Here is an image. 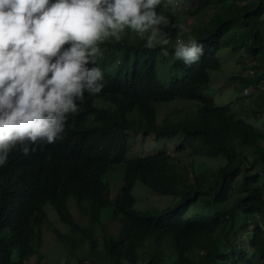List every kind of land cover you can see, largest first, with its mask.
Listing matches in <instances>:
<instances>
[{"label":"trees","instance_id":"trees-1","mask_svg":"<svg viewBox=\"0 0 264 264\" xmlns=\"http://www.w3.org/2000/svg\"><path fill=\"white\" fill-rule=\"evenodd\" d=\"M186 1L193 16L213 11L206 25L183 37L203 43L199 61L186 66L174 58L171 41L167 57L158 43L146 49L138 34L98 42L104 87L85 94L63 141L28 156L12 152L0 167V264H37L29 260L38 254L40 223L50 225L45 205L78 236L50 227L58 240L74 254L87 243L76 264L91 259L97 264H264V121L258 127L230 103L217 105L204 93L209 72L220 68L217 53L234 31L240 42L233 49L244 48L262 69L246 78V85L253 91L264 81V0ZM165 8L162 0L157 11L162 15ZM166 65L170 73L163 76ZM262 97L253 117L259 112L264 117V90ZM174 101L196 106L172 109L159 119V107ZM134 134H181L176 151L189 149L225 163L190 178L165 149L127 158ZM118 165H123L122 184L110 213L118 229L105 236L101 216L110 201L103 176ZM137 180L172 196L174 204L136 210L132 189ZM69 197L89 217L87 226L73 218Z\"/></svg>","mask_w":264,"mask_h":264},{"label":"clouds","instance_id":"clouds-1","mask_svg":"<svg viewBox=\"0 0 264 264\" xmlns=\"http://www.w3.org/2000/svg\"><path fill=\"white\" fill-rule=\"evenodd\" d=\"M161 3L0 0V167L12 152L28 156L63 141L85 94L104 87L98 42L127 27L144 38L146 49L158 43L160 53L169 55L170 22L157 11ZM171 55L190 66L204 55V45L193 37L178 39Z\"/></svg>","mask_w":264,"mask_h":264},{"label":"rangeland","instance_id":"rangeland-1","mask_svg":"<svg viewBox=\"0 0 264 264\" xmlns=\"http://www.w3.org/2000/svg\"><path fill=\"white\" fill-rule=\"evenodd\" d=\"M165 4L166 8L162 16L170 22L166 30L169 32V41L173 43H176L178 39L184 40V36L188 37L193 30L197 29L199 26L202 27L206 25L209 16L213 12L212 10H208L202 16H193L190 14L192 9L189 6L190 3L186 0H177L175 4H169L168 0H165ZM173 25L175 27H173ZM125 36H128L129 39H133L137 36V33L125 27L122 31L117 32L116 35H109L102 42L115 41ZM229 40V44L224 45L217 53L220 61V68L209 72L210 80L204 93L211 95L217 105L230 103L234 110L238 111V113L246 117L247 120L259 127L260 123L264 121V117L261 112L253 117V111L259 110V105L263 100L264 81L260 82L257 90L251 91V86H247L244 80L259 75L262 69L259 61L253 59L244 48L233 49V47L240 42L237 31L233 32ZM167 67L168 65L165 66L164 73H161L163 76H165V73H167L166 75L170 73V71L167 72ZM195 106L196 103L188 101L170 102L159 107L158 118L160 119L172 109L184 112L191 110ZM182 138L183 135L181 134L165 138H155L150 134H134L131 138L132 140L130 141L126 157L143 156L153 153L158 149H165L174 157L175 162L180 167L185 168L190 178L193 174H197L200 171H206L207 174H210L217 166L225 163L223 159L205 158L193 155L189 149L176 151L175 146ZM122 171L123 165H118L111 168L107 174L103 176V180L109 183L108 198L110 201V204L103 209L101 216L103 226L100 232L105 236L115 234L118 229V223L111 220L110 213L122 184ZM132 194L135 199L133 207L136 210L150 208L162 209L172 206L175 202L172 196L155 193L138 180L133 186ZM66 205L79 226H87L89 224V217L77 208L72 197L67 199ZM44 208L47 211L50 225L47 226L43 222L40 223V242L37 245L38 254L32 256L29 262L37 264H76L77 256L87 253V243L77 248L76 254H74L71 249L67 248L63 242L57 239L56 233L50 227H54L61 233L69 234L76 239L78 238L77 233L70 231L69 226L59 219L56 212L49 205H45ZM146 250L148 249H143V257L146 256ZM78 264H97V262L95 259H91L88 261L84 260L83 263L80 262Z\"/></svg>","mask_w":264,"mask_h":264}]
</instances>
